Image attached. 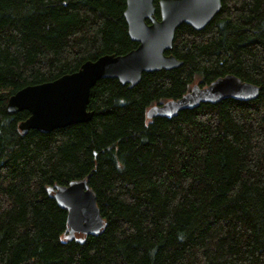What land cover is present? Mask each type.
I'll use <instances>...</instances> for the list:
<instances>
[{
    "label": "trees",
    "instance_id": "16d2710c",
    "mask_svg": "<svg viewBox=\"0 0 264 264\" xmlns=\"http://www.w3.org/2000/svg\"><path fill=\"white\" fill-rule=\"evenodd\" d=\"M158 1L156 16L160 19ZM126 0H0V264H264V0H222L182 25L177 69L92 88L88 123L42 134L10 113L19 90L138 46ZM233 74L253 101L147 119L155 104ZM90 175L105 226L70 234L53 189Z\"/></svg>",
    "mask_w": 264,
    "mask_h": 264
},
{
    "label": "water",
    "instance_id": "95a60500",
    "mask_svg": "<svg viewBox=\"0 0 264 264\" xmlns=\"http://www.w3.org/2000/svg\"><path fill=\"white\" fill-rule=\"evenodd\" d=\"M160 19L155 0H126L124 17L128 33L138 46L123 55L107 54L85 62L72 74L54 81L30 85L10 97V113L28 111L30 116L19 128L26 135L30 130L49 134L54 130L93 119L88 109L92 88L102 79H116L129 89L137 86L145 73L177 69L183 65L173 54L177 30L184 24L203 30L220 12L222 0H159ZM260 86L242 81L233 74L217 78L209 85L198 84L178 99L150 107L147 119L174 117L182 111L197 109L201 104H218L224 100L253 101ZM90 175L81 181L53 189L57 203L68 211L70 234L94 235L105 223L89 185Z\"/></svg>",
    "mask_w": 264,
    "mask_h": 264
},
{
    "label": "bare ground",
    "instance_id": "6f19581e",
    "mask_svg": "<svg viewBox=\"0 0 264 264\" xmlns=\"http://www.w3.org/2000/svg\"><path fill=\"white\" fill-rule=\"evenodd\" d=\"M16 93H17V92H16ZM16 93H15V94H16ZM13 95H14V94H13ZM13 95H12V96H13ZM9 99H10V98H9ZM8 102H9V100H8ZM7 106H8V103H7Z\"/></svg>",
    "mask_w": 264,
    "mask_h": 264
},
{
    "label": "rangeland",
    "instance_id": "374dc122",
    "mask_svg": "<svg viewBox=\"0 0 264 264\" xmlns=\"http://www.w3.org/2000/svg\"><path fill=\"white\" fill-rule=\"evenodd\" d=\"M199 83V80H197V82H196V84H198ZM166 102V101H165Z\"/></svg>",
    "mask_w": 264,
    "mask_h": 264
}]
</instances>
